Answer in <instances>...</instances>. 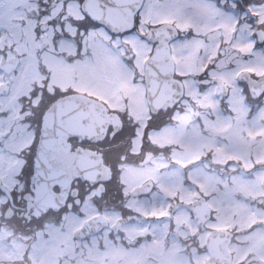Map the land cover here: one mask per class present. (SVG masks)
Segmentation results:
<instances>
[{
  "label": "flooded vegetation",
  "instance_id": "1",
  "mask_svg": "<svg viewBox=\"0 0 264 264\" xmlns=\"http://www.w3.org/2000/svg\"><path fill=\"white\" fill-rule=\"evenodd\" d=\"M219 3L220 0H176L175 6L156 10L155 23H174L182 32H188L189 35L197 33L199 39L188 43L208 49L213 47V51L219 48L213 59H217L220 67L222 64L226 67L227 43L239 48L249 44L241 36L227 40L228 33L263 30L261 24L264 23V7L255 11L249 9L250 15L259 19L250 20L241 26L239 20L228 13L227 9L217 7ZM184 4L187 7L181 6ZM62 16L59 13L61 25L71 21H66V16ZM70 38L65 40L77 50ZM179 38L172 42V46L180 41ZM49 46L50 41L46 48L37 46L36 56H32L43 67L41 73L44 76L39 83L42 85L49 82L52 77L53 72L44 53L53 51L54 56L67 60V77L55 81L56 85L62 82L64 86L35 87L39 73L34 65L33 70L28 68L24 74V77L29 78V87L14 88L16 93L10 103L4 104L0 111V133L3 124L7 126L5 135L10 129L18 133L16 142L9 147L11 155L7 156L5 152L6 156L2 154L0 158V179L7 189L0 186V264H212V253L208 245L209 236L215 230L233 233L229 244L231 264H264V103H257L258 100H264V95L253 98L249 94L255 104L245 105L248 114L259 112L260 118L245 120V111L242 112L241 107L238 111L232 105L236 111L231 107L226 113L231 121H220V125L214 121L205 126L204 132L208 139L203 155L206 159L217 161V165L228 174L236 175L234 182L233 178H227L218 186L225 191L232 189L237 207L228 211L213 207L212 218L200 225L190 206L202 195L189 197V191L182 189L196 184L194 170L189 165L194 153L191 157L187 152L182 153L189 146L190 134L184 138L177 136L175 139H182L172 144L171 153L159 144L162 111L157 114L147 112L149 107L144 90L132 91L129 87H121L122 75L127 76V65L122 57L117 56L116 60L106 57L102 64L97 59V71L106 72L104 84L110 86H102L99 92H95L90 87L82 89L69 86L76 77L82 81L81 69L70 57L74 54L70 53L68 46L63 49V44L58 42H54L53 50ZM255 53L256 56L246 50L247 67H239L241 72L248 70L254 75L264 73V55L258 51ZM254 70L260 73L255 74ZM96 78L97 75L92 77L91 83ZM241 87L248 88V85L241 83L240 87H230L232 95L221 99L225 107L231 106L229 102L235 96L243 100ZM234 91L238 93L235 95ZM53 95L57 98L48 107L43 119L54 103L63 97L68 98L63 102L61 111H69L71 118L74 117L78 106L73 97L86 96L104 101L110 111L120 114L124 124L117 131L111 125L101 140L82 138L78 134L68 136L71 139V150L65 144V153L78 155L86 150L94 152L95 156L101 154L104 157L108 167L101 177H72L57 165L55 172L50 174L46 162L43 167H37V155H34L33 191L28 194L25 192L24 180L18 178L25 165L24 157L28 155L27 151L22 152L21 149L26 150L32 143L28 125L37 127L41 115L40 106L46 96ZM205 99L208 104L212 94ZM135 111L146 115V121L137 128L132 119L128 118ZM61 114L59 111L56 116ZM74 122L72 120L67 125L71 128L79 126ZM186 124L179 126L182 133L184 130L189 131L190 127L193 130V122L187 121ZM53 130H49L48 136ZM210 133L214 138H211ZM26 134H30L28 139ZM151 134L155 137H151ZM215 140L222 145L229 143L216 154L222 159L215 156V149H211ZM163 151L171 156L170 160L174 164L181 163L187 174L180 175L178 169L169 167L165 160L167 167L161 171L157 167L156 157L163 158ZM64 157L62 154L60 158ZM82 163L85 165L83 169L89 172L86 160L79 161L80 165ZM240 172H247L250 176L243 178ZM142 173H145L144 176H140ZM206 182L211 184L210 178H206ZM167 188L174 193L165 198ZM181 192L186 198L181 196ZM164 198L169 200V205L165 204ZM162 204L166 205L167 211L162 209ZM90 221L91 228L95 230L81 232ZM219 261L220 264H228L229 259L225 255Z\"/></svg>",
  "mask_w": 264,
  "mask_h": 264
},
{
  "label": "snow or ice",
  "instance_id": "2",
  "mask_svg": "<svg viewBox=\"0 0 264 264\" xmlns=\"http://www.w3.org/2000/svg\"><path fill=\"white\" fill-rule=\"evenodd\" d=\"M200 2V0H197ZM3 0H0L2 5ZM69 4H75L78 15L73 17L74 35L72 43L76 45V58L82 60H93L97 57L104 58L107 54L114 51L113 45H119L120 31L127 32L128 29H117L112 22L113 17L130 14L134 19L138 20L137 28L144 25V17L150 10H162L164 8L175 6L176 0H68ZM29 0H10V6L4 10H0V29H5L7 34L11 35L21 31L22 25L18 21L30 18L28 10ZM187 7V4L181 5ZM63 7V6H62ZM221 10L227 9L228 13L233 14L239 20L241 26L248 24L250 20L259 19L252 17L249 9L253 11L260 7H264V0H220L217 5ZM243 18V19H241ZM68 20V17H65ZM71 23L66 27H72ZM264 26V23L261 24ZM59 27V25H57ZM251 27V25H249ZM108 29V30H106ZM112 33H115V38ZM197 33L193 32L190 39H196ZM129 37H125L128 39ZM251 45L264 51V40H251ZM59 95V94H57ZM264 95V94H262ZM57 96H46L44 102L40 106V117L37 121V127L32 128L31 124L28 129L31 130L32 143L28 148L21 149L22 152L27 151L28 155L24 157L25 165L22 169V175L18 177L25 182V192L32 194V177L35 175L34 155H39V149H46L45 161L48 164V172H55L56 164L63 154L65 144L69 145L71 150V139L62 136V129L54 128L51 136L45 135L43 128V116L46 114L48 107L56 100ZM18 133L16 130L10 129L9 133L3 140L4 149L0 152H7L9 146L16 142Z\"/></svg>",
  "mask_w": 264,
  "mask_h": 264
},
{
  "label": "rangeland",
  "instance_id": "3",
  "mask_svg": "<svg viewBox=\"0 0 264 264\" xmlns=\"http://www.w3.org/2000/svg\"><path fill=\"white\" fill-rule=\"evenodd\" d=\"M46 1L48 2V0H45V2ZM67 4H68V2H64V0L60 1L58 3V5L56 6V8L54 9V12H59L61 10L62 6L65 7V6H67ZM9 6H10V0H3L2 5H0V10H4ZM30 9L35 10L34 15H39L43 9L46 10V6H45V4L43 6L38 5L36 0H29L28 10L30 11ZM48 13H50V10ZM68 15H70L73 18V17H76L78 15V13L76 10H71V11H69ZM156 16H157L156 10H150L145 15L144 21H148V22L155 21ZM37 19H38L37 16H35L34 21L29 20L28 26L31 25L30 27L32 28V25L38 21ZM46 21H48V20H45V22ZM50 21L52 22L54 27L52 25L50 26L52 33L49 34V36H50V46L49 47L51 48V50H53L54 49V42L55 43L58 42L60 44H63V47H62L63 49H65L68 46L70 53L74 54L73 56H70V57H72L71 60L73 59L72 60L73 63L81 69L82 81L78 77H76L72 80V82L69 86L79 87L82 89L90 87L95 92H99V89L102 86L109 87L110 86L109 84H107V83L104 84L105 83L104 78H106V72L97 71V59H98L99 64H102L103 59H105L106 57L109 59L113 58L116 60L117 54L113 51V52L107 54L102 59L97 57L93 60H82V59L76 58L77 50H75L72 47V45H70L67 42V40H65L63 38L64 34L62 32L66 28L67 32H69V33L73 32V34H74L75 21L73 20V26L72 27H66V24L61 25L62 21L60 20V18L58 16L56 19H52ZM57 23L60 24L59 27H57ZM67 24H69V23H67ZM20 32L25 33L27 36L20 38V42H19L18 48L16 50L23 52V51H27L30 48H33L34 44H35L33 41V39H34L33 33L29 32L27 29L25 31H20ZM5 36H6V31L3 29H0V38H2V37L4 38ZM131 39H132V41L134 40V38H131ZM133 45H134V52L136 54H139L140 57H143L145 54L147 55V53L149 52L150 47H149V45H145L144 41L135 42V43H133ZM179 46L181 47L182 51H185V53L189 52L191 56L193 55V59L190 60L185 65H184L185 61L184 62L181 61V65L183 66V67L181 66V69L183 72L184 71L185 72L191 71L188 65H190L193 68L192 70L194 71L193 72L194 76H191V78L186 79L188 81L187 87H188V89H190L189 93H191L190 97L195 98V99H199L201 101V103L198 102L201 105L195 106V116H193V118L196 120H201V118H203V120H205V114L203 112V108H204V105L206 104V99H205L206 96L204 94L208 93V95H210V92H209V89L207 91H205V93H203V91H201L200 87L202 86V84L198 83V77L197 76L198 75H205V77H209L210 80L212 81V77L214 75H216V76L220 75L222 77H226L228 75L227 73H229V72L231 73V75H233L235 69L226 70V68L224 67L223 64L220 67V63L217 62V59L215 61H213V55L214 54L212 53V51L206 52V53H201V55H200V54H198V52H196L198 50V47H196L194 45L190 46L189 44H187L186 46H184V45L180 44ZM44 56L46 57V62L51 67V70L53 72V80L56 81L57 79H65L67 77L66 70H65V65H66L65 62L66 61L60 57L54 56L53 51L49 52L47 54H44ZM209 58H210L209 61L211 62L212 65L209 68H207ZM32 59H33V57L32 56L29 57L28 53L26 55H23V66H25V68L27 67L30 70H33L34 65H32L30 63V61H33ZM205 59H207V60H205ZM106 61H107V59H106ZM96 75H97L96 80L93 83H91L92 77H95ZM3 77H4V75L2 73H0V80L1 79L3 80L4 79ZM28 81H29L28 77H24L23 75L22 76L17 75L15 77L16 88L17 87H19V88L20 87H29V86H27ZM205 82L207 84H210L209 79H206ZM126 83H127L126 77L124 75H122L121 87L127 88L128 84H126ZM59 84L64 86V83H62V82H60ZM90 85H92V86H90ZM210 85L212 86V84H210ZM139 86L141 87L140 84H138L137 86L134 85V88L136 89ZM115 87H117V85ZM115 87L111 86V88H115ZM14 93H16L15 90H14L13 94ZM7 99L8 100L12 99V96L8 97ZM5 105H6V103H5ZM244 111H246L245 108H244ZM134 115H135V117H134L135 128H137V126L138 127L142 126L144 121H146V119H144L141 116V113H138L137 111H135ZM192 115H193V113H190V110H189L188 111V118L190 119ZM230 119L231 118H229V117L218 116L216 121L224 122V121H227ZM1 123H3L2 120H1ZM213 126H214V124H213ZM6 129H7V126L6 125L4 126V124H3V128H1V130H3L4 133H3V131L0 133V149H3V147L5 145V144H3V140L6 137V135H5ZM169 130L165 131L162 134L160 133L159 135H161V136L158 135L159 136L158 142L160 145H162V147L167 146L169 143H173L177 140L181 141V139L185 137V135H183V137L180 139L179 138L174 139V137H176L178 132L176 130L172 129L173 131H172V133H170ZM29 136H30V134L25 135V137L27 139L29 138ZM151 137H155V135L151 134ZM190 137H191L190 140H188L189 146L186 149V151H183L184 150L183 149L182 153L187 152L190 155V157L194 153L195 158H197L203 150L202 147L204 145L206 146V137H202L201 134H198V135L195 134L192 137L191 133H190ZM227 144H229V143H227ZM227 144L222 145L221 142L215 141V144H212L213 145L212 147L216 151L215 156H216V154L217 155L219 154V151H223L227 147ZM10 150L11 149H9L7 151V156L11 155ZM14 150H16V149L14 148ZM2 154H4L6 156L5 152H0V158H1ZM156 158H157V160H156L157 167L160 168L162 171V169L165 165L164 159L160 158L158 156ZM217 158L222 159L223 157H217ZM202 168L205 169V165H203V163L201 164V167H198V169H197V171H199V172L193 173L194 176L198 173L199 174L202 173V175H200V177H199L200 185H198V182L196 181L195 186H193V187L188 186V188H186V187L182 188L184 191H187V192L189 191V193H190L189 197H192V196L197 197L202 192H204L207 195L209 194L211 196L210 201L213 204V206L216 207L217 209L220 208L223 211H228L231 208L237 207V200H235V198L233 196L232 189H231V191H225L223 187H217V186L211 185L210 183L208 184L206 182V178L207 179L210 178V180H211V178H214V179H217L219 181L223 180V178H221V176H218L215 173H214V175L213 174L209 175V173H207L206 171H202ZM147 170L148 169H146L145 172H147ZM218 171H219V169H218ZM144 174L145 173H142L140 176H144ZM163 185L166 188V186H165L166 184H164V182H163ZM166 190H167V195L165 198H167L169 195H172V193H174V192L171 193V191L168 188ZM215 191H217V192H215ZM181 196L186 198V195H183L182 192H181ZM168 201L169 200H166L165 204L167 203L169 205ZM165 204H162V206H163L162 209H165L167 211V207ZM227 207H228V209H227ZM220 213H221V211H220ZM163 230H164V227H163Z\"/></svg>",
  "mask_w": 264,
  "mask_h": 264
},
{
  "label": "water",
  "instance_id": "4",
  "mask_svg": "<svg viewBox=\"0 0 264 264\" xmlns=\"http://www.w3.org/2000/svg\"><path fill=\"white\" fill-rule=\"evenodd\" d=\"M112 22L117 26L118 30L126 26L128 29L132 28L134 18L130 14H122L113 17ZM176 33V30L170 29L169 26H164L152 28L147 34L149 40L153 42L159 41L153 55L147 61L151 104L157 108L173 105L183 91V84L173 77L174 62L169 45L170 39L173 36L172 34L175 35ZM105 113L104 108L99 104V120L105 119ZM200 202H205V199L203 198L196 202L197 216L202 214V207L199 206ZM211 240L217 242L219 236L214 234Z\"/></svg>",
  "mask_w": 264,
  "mask_h": 264
}]
</instances>
